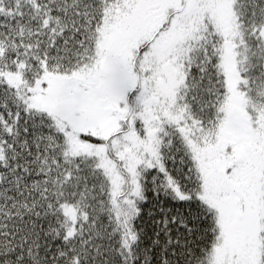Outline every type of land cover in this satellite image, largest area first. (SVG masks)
I'll return each mask as SVG.
<instances>
[{"label": "snow or ice", "instance_id": "snow-or-ice-1", "mask_svg": "<svg viewBox=\"0 0 264 264\" xmlns=\"http://www.w3.org/2000/svg\"><path fill=\"white\" fill-rule=\"evenodd\" d=\"M0 264H264V0H0Z\"/></svg>", "mask_w": 264, "mask_h": 264}]
</instances>
